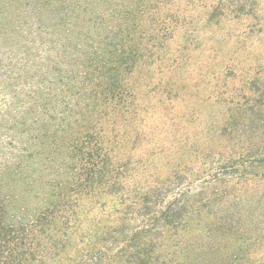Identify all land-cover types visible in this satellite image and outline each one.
Wrapping results in <instances>:
<instances>
[{"label":"trees","instance_id":"16d2710c","mask_svg":"<svg viewBox=\"0 0 264 264\" xmlns=\"http://www.w3.org/2000/svg\"><path fill=\"white\" fill-rule=\"evenodd\" d=\"M165 8L0 0V264H255L264 228L226 199L256 178L264 149L223 137L253 122L264 96L229 113L231 128L219 122L215 143L171 120L153 130L148 100L179 91L203 38ZM198 67L230 70L222 59Z\"/></svg>","mask_w":264,"mask_h":264},{"label":"rangeland","instance_id":"374dc122","mask_svg":"<svg viewBox=\"0 0 264 264\" xmlns=\"http://www.w3.org/2000/svg\"><path fill=\"white\" fill-rule=\"evenodd\" d=\"M166 3L163 14L178 17L182 31H194L203 38L196 41L198 45L202 42L194 53L196 62L192 64L184 61L181 67L185 80L180 84L179 91L171 93L166 101L155 98L148 100L155 107L152 110L147 105L148 115L153 116L151 121L148 119V123L153 130L160 132L163 127L166 128L163 122L171 120L174 130L189 139H193L198 130L204 132L203 142L215 143L212 132L218 129L219 122L225 123L222 129L231 128L225 121L229 113L233 114L236 108L251 100V92L264 96V35L260 34L264 31L261 27L264 0H166ZM205 8L214 14L211 22H202ZM195 43H192V48H195ZM205 59L214 63L222 59L224 66L230 70L223 79L210 75L204 77L198 66ZM251 77L256 78V83L249 81ZM159 102H163V105ZM262 111L264 109L256 113L253 122L236 120L234 123L239 131L224 132L226 145L242 148H257L259 145V149H264ZM257 174L252 180L242 177L237 191L232 192V196L228 195L226 200L231 206L235 203L244 204L246 208L242 214L250 213L264 228V165L257 168ZM256 246L257 249H253L250 254L256 259L255 264H264L263 233L257 236Z\"/></svg>","mask_w":264,"mask_h":264}]
</instances>
